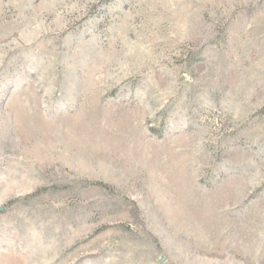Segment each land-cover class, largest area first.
<instances>
[{"label":"rangeland","instance_id":"rangeland-1","mask_svg":"<svg viewBox=\"0 0 264 264\" xmlns=\"http://www.w3.org/2000/svg\"><path fill=\"white\" fill-rule=\"evenodd\" d=\"M0 264H264V0H0Z\"/></svg>","mask_w":264,"mask_h":264}]
</instances>
